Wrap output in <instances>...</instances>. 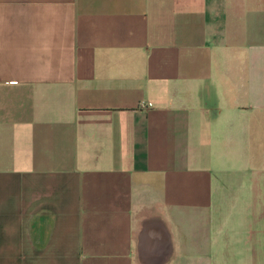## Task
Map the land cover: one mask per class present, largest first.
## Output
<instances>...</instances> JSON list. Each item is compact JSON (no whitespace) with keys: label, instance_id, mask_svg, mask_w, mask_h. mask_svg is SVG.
<instances>
[{"label":"crops","instance_id":"crops-1","mask_svg":"<svg viewBox=\"0 0 264 264\" xmlns=\"http://www.w3.org/2000/svg\"><path fill=\"white\" fill-rule=\"evenodd\" d=\"M0 264H264V0H0Z\"/></svg>","mask_w":264,"mask_h":264}]
</instances>
